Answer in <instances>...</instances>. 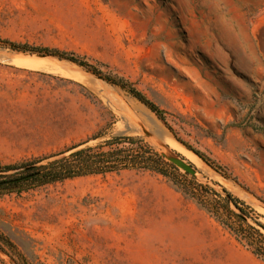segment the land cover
Segmentation results:
<instances>
[{
  "label": "rangeland",
  "instance_id": "374dc122",
  "mask_svg": "<svg viewBox=\"0 0 264 264\" xmlns=\"http://www.w3.org/2000/svg\"><path fill=\"white\" fill-rule=\"evenodd\" d=\"M0 39L85 57L165 118L71 60L0 46V166L141 137L246 200L264 233V0H0ZM0 233L38 264H264L149 170L0 196Z\"/></svg>",
  "mask_w": 264,
  "mask_h": 264
},
{
  "label": "trees",
  "instance_id": "16d2710c",
  "mask_svg": "<svg viewBox=\"0 0 264 264\" xmlns=\"http://www.w3.org/2000/svg\"><path fill=\"white\" fill-rule=\"evenodd\" d=\"M0 46L17 51L43 52L71 60L99 74L106 81L128 90L165 120L163 110H160L130 80L112 72L104 73L85 57L58 49L32 48L26 44L2 39ZM102 135V132H98L91 139H98ZM89 141L35 160L0 166V196L23 193L47 184L89 175L120 173L132 169L149 170L168 178L181 192L229 231L239 243L264 262V233L251 222L252 206L246 200L226 187L219 190L209 183H198L196 177L194 180H187L169 171L165 156L155 151L141 137L120 135L96 146L81 147ZM258 224L264 228V224ZM0 251L8 256L9 264H38L28 255H24L10 238L1 233ZM3 262L8 264L4 260Z\"/></svg>",
  "mask_w": 264,
  "mask_h": 264
},
{
  "label": "water",
  "instance_id": "95a60500",
  "mask_svg": "<svg viewBox=\"0 0 264 264\" xmlns=\"http://www.w3.org/2000/svg\"><path fill=\"white\" fill-rule=\"evenodd\" d=\"M17 51V50H16ZM18 52H29V51H18ZM32 52V51H31ZM38 56L45 57L51 54L43 53V52H36ZM54 56V55H52ZM167 159H169L171 162H173L176 166H178L181 169H184L185 171L189 172L190 174L197 175L198 171L195 167H193L190 163H188L185 159H182L179 156L176 155H170L167 157V155H164Z\"/></svg>",
  "mask_w": 264,
  "mask_h": 264
},
{
  "label": "bare ground",
  "instance_id": "6f19581e",
  "mask_svg": "<svg viewBox=\"0 0 264 264\" xmlns=\"http://www.w3.org/2000/svg\"><path fill=\"white\" fill-rule=\"evenodd\" d=\"M140 109H141V108H140ZM150 116H151V115H150ZM150 116H148V117L150 118ZM152 118H153V117H152ZM149 120H150V119H149ZM149 122H150V121H149ZM159 123H160V122H159ZM160 124H161V123H160ZM150 126H151V122H150ZM153 129H154V128H153ZM159 129H160V128H159ZM163 129H164V128H163ZM157 130H158V129H157ZM166 133H167V132H166ZM165 136L169 137L167 134H166ZM166 139H167V138H166ZM176 143H177V142H176ZM175 145H176V144H175ZM178 147H179V146H178ZM178 147H177V148H178ZM175 148H176V147H175ZM186 155H187V154H186ZM187 156H188V155H187ZM194 156H195V155H194ZM192 157H193V156H192ZM196 158H197V156H196ZM196 160L198 161V164H199V165H202L203 162L200 160V158H199V159L197 158ZM194 161H195V160H194Z\"/></svg>",
  "mask_w": 264,
  "mask_h": 264
}]
</instances>
